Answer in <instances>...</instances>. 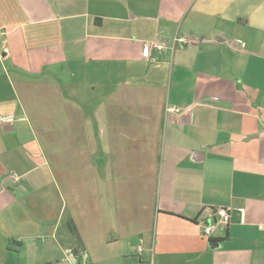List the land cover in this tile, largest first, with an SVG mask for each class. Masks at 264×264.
I'll list each match as a JSON object with an SVG mask.
<instances>
[{
  "label": "crops",
  "instance_id": "0c3cea01",
  "mask_svg": "<svg viewBox=\"0 0 264 264\" xmlns=\"http://www.w3.org/2000/svg\"><path fill=\"white\" fill-rule=\"evenodd\" d=\"M7 115L0 264H264V0H0Z\"/></svg>",
  "mask_w": 264,
  "mask_h": 264
},
{
  "label": "built area",
  "instance_id": "2783aa9c",
  "mask_svg": "<svg viewBox=\"0 0 264 264\" xmlns=\"http://www.w3.org/2000/svg\"><path fill=\"white\" fill-rule=\"evenodd\" d=\"M180 42L184 43V44H188L190 43V41H188L187 39H179ZM157 48H161L160 45H156ZM151 46L150 45H146L143 49V56L144 57H149L150 51H151ZM169 112H177L178 109H168ZM14 121V117L12 115H7V116H0V124L2 125H6V124H10L11 122ZM216 213L219 215L221 222L225 225H227L230 221V214L228 213V210L220 208L216 210ZM216 227L214 224L209 223H202L201 224V235L205 236V237H210L211 235H213L214 231H215ZM71 257H73V255L71 254Z\"/></svg>",
  "mask_w": 264,
  "mask_h": 264
},
{
  "label": "rangeland",
  "instance_id": "374dc122",
  "mask_svg": "<svg viewBox=\"0 0 264 264\" xmlns=\"http://www.w3.org/2000/svg\"><path fill=\"white\" fill-rule=\"evenodd\" d=\"M70 154L72 156L71 159H70L71 164H72L71 165L72 168H70V170L72 169V172L74 173V175L70 176L71 173H70V170H69V174L70 175L66 174L65 176L66 177H69L70 178L69 181L71 180L72 183H76L75 180H78V183H80L81 182L80 181L81 174L78 175V172H79L78 169H81V162H80V159H79L80 158V150H79V147L77 145H73ZM63 173H67V172H63ZM73 187H75V188L77 187L78 188L77 184H74ZM139 188H141V187H139ZM145 190H146L145 188H143L142 190H139L138 189V199H139V201H145V200H147L148 203H149V200L151 198V195H150V192L149 191L146 192ZM77 193L78 192H74V194H77ZM78 221H81V219L78 220ZM82 221H83V218H82ZM134 251H135V249L132 252H134Z\"/></svg>",
  "mask_w": 264,
  "mask_h": 264
},
{
  "label": "trees",
  "instance_id": "16d2710c",
  "mask_svg": "<svg viewBox=\"0 0 264 264\" xmlns=\"http://www.w3.org/2000/svg\"><path fill=\"white\" fill-rule=\"evenodd\" d=\"M65 229L68 230V232L74 237V240L76 241V246L72 248V255L73 258L77 261L81 260V258L84 255V250L82 249L81 245L79 244V236L76 231V227L73 224L72 220L70 218H67L64 225Z\"/></svg>",
  "mask_w": 264,
  "mask_h": 264
},
{
  "label": "water",
  "instance_id": "95a60500",
  "mask_svg": "<svg viewBox=\"0 0 264 264\" xmlns=\"http://www.w3.org/2000/svg\"><path fill=\"white\" fill-rule=\"evenodd\" d=\"M216 245H218V244H216Z\"/></svg>",
  "mask_w": 264,
  "mask_h": 264
}]
</instances>
